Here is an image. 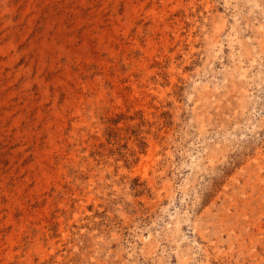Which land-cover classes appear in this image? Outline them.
Here are the masks:
<instances>
[{"label": "rangeland", "instance_id": "1", "mask_svg": "<svg viewBox=\"0 0 264 264\" xmlns=\"http://www.w3.org/2000/svg\"><path fill=\"white\" fill-rule=\"evenodd\" d=\"M0 264H264V0H0Z\"/></svg>", "mask_w": 264, "mask_h": 264}]
</instances>
